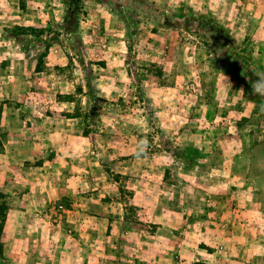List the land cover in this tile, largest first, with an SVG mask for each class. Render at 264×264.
<instances>
[{"label":"rangeland","instance_id":"374dc122","mask_svg":"<svg viewBox=\"0 0 264 264\" xmlns=\"http://www.w3.org/2000/svg\"><path fill=\"white\" fill-rule=\"evenodd\" d=\"M2 201L0 264H264V0H0Z\"/></svg>","mask_w":264,"mask_h":264},{"label":"trees","instance_id":"16d2710c","mask_svg":"<svg viewBox=\"0 0 264 264\" xmlns=\"http://www.w3.org/2000/svg\"><path fill=\"white\" fill-rule=\"evenodd\" d=\"M140 151L141 152H136L137 156L144 155L145 152L144 149ZM6 210H7V204L5 201H2V204L0 206V257L4 256V243L2 240V233L6 222Z\"/></svg>","mask_w":264,"mask_h":264}]
</instances>
